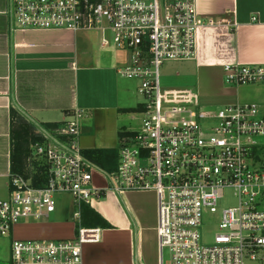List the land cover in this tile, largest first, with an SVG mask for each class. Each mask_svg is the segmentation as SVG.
Segmentation results:
<instances>
[{
    "label": "built area",
    "instance_id": "built-area-1",
    "mask_svg": "<svg viewBox=\"0 0 264 264\" xmlns=\"http://www.w3.org/2000/svg\"><path fill=\"white\" fill-rule=\"evenodd\" d=\"M10 32L92 31L101 47L128 54L119 74L139 82L144 97L140 128L121 139L118 164L107 172L87 159L79 145L83 112L68 113L54 128L37 127L42 143L33 147L28 167H45L44 188L10 174L9 194L0 200V238H9L25 220L55 212V196L84 205L107 195L154 192L157 197L159 262L168 264H264V161L257 142L264 137V112L256 104L202 110L188 90L160 85L166 62L192 61L197 34L206 25L196 0H6ZM256 20L253 18V21ZM210 24H213L211 21ZM230 86L264 84V65H226ZM101 175L106 186L94 185ZM231 191L236 204L221 212L213 240H201L204 214ZM99 228L80 227L73 240L11 239L7 264H83V244L99 241ZM1 264V263H0Z\"/></svg>",
    "mask_w": 264,
    "mask_h": 264
},
{
    "label": "crops",
    "instance_id": "crops-1",
    "mask_svg": "<svg viewBox=\"0 0 264 264\" xmlns=\"http://www.w3.org/2000/svg\"><path fill=\"white\" fill-rule=\"evenodd\" d=\"M196 3L206 25L197 34V53L192 60L195 84L177 89L193 93L197 103L200 97L216 99L217 107L253 103L264 112V84L236 87L224 82L226 65H264V0ZM6 6V0H0V180L10 181L13 128L19 119L37 132V127L54 128L66 120L68 113L80 110L82 152L119 151L121 139L137 131L142 120L139 82L118 73L128 63V54L101 47L97 30L10 32L3 16ZM259 155L264 161L263 147ZM28 159L26 168L31 170ZM102 178L94 176V185L101 189ZM89 207L111 228H99V241L82 245L83 264H158L154 192L110 194ZM49 220L50 216L22 221L11 237L0 239L8 241L9 246L18 235L34 239L75 235L69 223L50 228ZM21 228L27 232L21 233Z\"/></svg>",
    "mask_w": 264,
    "mask_h": 264
},
{
    "label": "rangeland",
    "instance_id": "rangeland-1",
    "mask_svg": "<svg viewBox=\"0 0 264 264\" xmlns=\"http://www.w3.org/2000/svg\"><path fill=\"white\" fill-rule=\"evenodd\" d=\"M195 64L193 61H183V62H166L160 68V85L163 89L167 91H178L177 88L183 86H191L190 84H195ZM139 85V84H138ZM138 97L141 102L144 101V97L139 93V89L137 90ZM216 100V99H215ZM214 99H208L205 97H200L198 101V107L202 110H216L218 107L215 105ZM224 107V106H222ZM132 117V116H131ZM137 116H135L136 118ZM141 119V116H138ZM135 124V121H133ZM257 142L264 148V137L258 138ZM103 179V178H102ZM104 180V179H103ZM9 179L0 180V200H6L9 194ZM104 187L106 186V182L104 180ZM56 206L55 212L50 215L49 224L50 228L57 224H66L69 223L68 226L71 230L75 232L72 238H56V239H34L31 237H25L23 235H18L17 239L22 241L27 240H37V241H68L73 240L78 233L80 227L87 228V224L85 223L86 217H82L77 219L75 217V213L79 212V209L74 204V199L72 196L68 194H58L55 196ZM236 204V200L234 199L231 191H226L224 199L220 200L217 203L218 213L211 214L207 213L203 215L202 224L200 227L201 240L205 244H209L213 240V236L217 232L218 225L220 222L221 212L224 209H228L233 207ZM99 214V213H98ZM102 218L103 216L99 214ZM102 228V226H100ZM21 233L27 232V229L21 228L19 230ZM9 258V246L8 241L5 239H0V263L7 264ZM163 262L164 264L169 263V253L167 250L163 251Z\"/></svg>",
    "mask_w": 264,
    "mask_h": 264
},
{
    "label": "trees",
    "instance_id": "trees-1",
    "mask_svg": "<svg viewBox=\"0 0 264 264\" xmlns=\"http://www.w3.org/2000/svg\"><path fill=\"white\" fill-rule=\"evenodd\" d=\"M13 149L11 156V174L29 180L33 188L46 187L48 177L45 167L36 164L34 169L27 170V159L32 155V147L42 143V139L36 134L34 128L25 120L19 119L13 128ZM83 155L107 172H112L117 167L118 151H88ZM82 217H86L87 228H111L109 224L89 206L84 205L81 209Z\"/></svg>",
    "mask_w": 264,
    "mask_h": 264
}]
</instances>
